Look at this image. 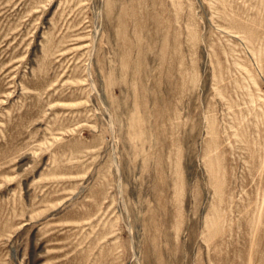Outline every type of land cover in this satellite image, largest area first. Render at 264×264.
Returning <instances> with one entry per match:
<instances>
[{
	"label": "rangeland",
	"instance_id": "obj_1",
	"mask_svg": "<svg viewBox=\"0 0 264 264\" xmlns=\"http://www.w3.org/2000/svg\"><path fill=\"white\" fill-rule=\"evenodd\" d=\"M0 264H264V0H0Z\"/></svg>",
	"mask_w": 264,
	"mask_h": 264
}]
</instances>
